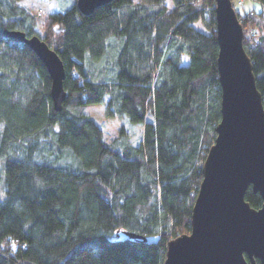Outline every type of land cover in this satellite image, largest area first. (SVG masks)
<instances>
[{
	"label": "trees",
	"instance_id": "trees-1",
	"mask_svg": "<svg viewBox=\"0 0 264 264\" xmlns=\"http://www.w3.org/2000/svg\"><path fill=\"white\" fill-rule=\"evenodd\" d=\"M166 1L113 0L85 16L76 0H0V264H163L168 242L190 233L221 116L216 2ZM250 1L260 10L237 16L264 108V0ZM6 30L59 57L60 111L45 66ZM90 104L141 125L139 144H106ZM245 200L262 205L251 188Z\"/></svg>",
	"mask_w": 264,
	"mask_h": 264
},
{
	"label": "water",
	"instance_id": "water-1",
	"mask_svg": "<svg viewBox=\"0 0 264 264\" xmlns=\"http://www.w3.org/2000/svg\"><path fill=\"white\" fill-rule=\"evenodd\" d=\"M111 1L76 0V5L88 16ZM215 2L221 116L201 167L190 233L168 242L163 264H264V108L233 3ZM3 34L25 44L45 66L54 109L60 111L65 71L57 54L37 36L7 30ZM249 188L262 200L258 209L245 200ZM116 237L144 244L159 241L158 236L125 231H117Z\"/></svg>",
	"mask_w": 264,
	"mask_h": 264
},
{
	"label": "rangeland",
	"instance_id": "rangeland-1",
	"mask_svg": "<svg viewBox=\"0 0 264 264\" xmlns=\"http://www.w3.org/2000/svg\"><path fill=\"white\" fill-rule=\"evenodd\" d=\"M134 1L138 2V0ZM250 2V0H242L240 5L234 3L235 11L241 15L247 13L250 10ZM166 5L169 8L171 7V4L168 0L166 1ZM26 7L31 13L37 14L41 18L45 16L44 13H42L41 15L38 14V12H36V8L30 6ZM195 27L201 31H204V28L200 25V23H196ZM38 30H41L40 26ZM180 63L182 65H185L187 63V59L184 56H181ZM83 113L88 115L94 121V123L100 127V129L102 130L103 141L106 144L115 146L119 150V152H123L122 144L120 141L121 137H124V139L130 145L139 144L138 141L142 136L143 127L139 124L131 123L127 118L108 117L105 113V105H86L83 107Z\"/></svg>",
	"mask_w": 264,
	"mask_h": 264
},
{
	"label": "built area",
	"instance_id": "built-area-1",
	"mask_svg": "<svg viewBox=\"0 0 264 264\" xmlns=\"http://www.w3.org/2000/svg\"><path fill=\"white\" fill-rule=\"evenodd\" d=\"M233 2H234V3H237L238 5H240L241 2H242V0H233ZM233 5H234V4H233ZM253 14H254V10L251 9V10L249 11V15H253ZM260 31H261L260 28H255L254 30L251 31V34H253L254 36H259L260 33H262V32H260Z\"/></svg>",
	"mask_w": 264,
	"mask_h": 264
},
{
	"label": "crops",
	"instance_id": "crops-1",
	"mask_svg": "<svg viewBox=\"0 0 264 264\" xmlns=\"http://www.w3.org/2000/svg\"><path fill=\"white\" fill-rule=\"evenodd\" d=\"M262 6L257 2H250V9H254L256 11L260 10Z\"/></svg>",
	"mask_w": 264,
	"mask_h": 264
}]
</instances>
